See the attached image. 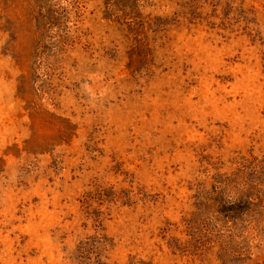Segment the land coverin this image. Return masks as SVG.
I'll use <instances>...</instances> for the list:
<instances>
[{"label": "rangeland", "instance_id": "1", "mask_svg": "<svg viewBox=\"0 0 264 264\" xmlns=\"http://www.w3.org/2000/svg\"><path fill=\"white\" fill-rule=\"evenodd\" d=\"M0 264H264V0H0Z\"/></svg>", "mask_w": 264, "mask_h": 264}]
</instances>
